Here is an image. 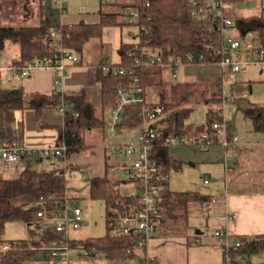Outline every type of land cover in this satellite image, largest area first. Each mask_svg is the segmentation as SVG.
Masks as SVG:
<instances>
[{
	"label": "trees",
	"instance_id": "trees-1",
	"mask_svg": "<svg viewBox=\"0 0 264 264\" xmlns=\"http://www.w3.org/2000/svg\"><path fill=\"white\" fill-rule=\"evenodd\" d=\"M232 1L242 2V0ZM149 2V7L137 0H118L113 4L100 5L97 23L82 21L62 28L64 42L69 49L80 55L91 40L102 38L104 29L129 28V12L138 9L139 25L145 26L147 30L146 39L151 41L155 49L161 51L165 61L169 57L185 58L189 53L204 55L206 57L202 64L204 66L215 65L222 60L221 49L224 42L221 34L214 31L216 24L212 19L205 21L193 19L188 0H149ZM241 20V28L257 33L264 45V18L250 17ZM46 35L45 28H0V52L7 42L12 41L19 46L20 59L23 61L43 60L51 55V50L45 44ZM121 50L122 61L114 66L127 68L131 73L126 77H114L104 73V66L100 67L98 80L102 85V105L99 109L88 104L81 96H67L59 90L47 96L26 94L22 88H0V140L12 142L21 134L16 130L18 113L33 110L39 120L44 110L56 109L65 103L68 109L64 114V127L60 131L57 145L64 143L68 146L67 158L74 154L85 153L92 148L87 141L90 133L93 131L106 133L108 114L118 104L116 91L122 85L131 84L136 77L140 79L144 88L159 90L161 106L167 113V129L162 132L154 147V160L157 161L164 175L169 176L172 170L180 168L169 157L168 148L164 146L165 139L170 135H183L195 139L196 136L207 134L215 142L221 139L211 131L216 132L213 124L218 120L219 108L224 101L221 80L211 85L199 82L175 84L169 89V102L166 103L162 68L136 70L133 68L132 60L127 57L128 46L125 43L122 44ZM210 50H213V53ZM211 54L215 62L211 59ZM197 106L208 107V123L201 128L192 129L186 125V122ZM138 113L137 107L126 108L119 131L124 132L137 127L140 124ZM244 113L253 122L255 131L264 132V107H250ZM89 181L91 200L105 204L106 223L107 211L111 206L116 205L117 202L133 203L134 199L121 192L124 182L113 178L109 173L103 178ZM65 191L66 181L54 177L52 171L28 169L21 173L17 180L0 179V264L35 262L45 253L42 247L50 246L57 240V237L49 231H44L43 238L39 241L7 240L4 239V233L6 226L12 223L37 226L35 211L27 210V207L40 202L42 198L47 201L50 196L55 201H61ZM166 192L167 188L162 193V198L163 196L166 198L165 203L161 201L162 214L171 216L174 213L176 221H186L189 205L192 202L202 201V198L196 194ZM85 243L98 248L110 264L139 258V253L135 249V238L114 239L107 233L103 238L88 239ZM4 247H8L9 250L4 251ZM241 252L248 257L264 253V235L244 240ZM95 261L100 264L103 259L98 256Z\"/></svg>",
	"mask_w": 264,
	"mask_h": 264
},
{
	"label": "crops",
	"instance_id": "crops-1",
	"mask_svg": "<svg viewBox=\"0 0 264 264\" xmlns=\"http://www.w3.org/2000/svg\"><path fill=\"white\" fill-rule=\"evenodd\" d=\"M92 1L65 0L64 7L68 14L61 16L59 7L53 0H0V28H45L49 33L60 24L76 25L78 24L76 22L64 23V19L73 17L72 8L80 3H84L86 7L76 13L80 18L79 23L86 22V18L99 19V0H94L99 6L98 11H88L87 7ZM122 34L123 30L118 27L104 29L101 39H93L85 46L82 54L78 55L81 64L70 69L66 76L60 79L58 87L55 85L58 77L47 69L36 71L29 79H21L12 70L15 61L21 58L20 48L9 41L0 52V88H22L26 94L47 96L59 90L67 96H81L88 104L99 109L102 105L99 69L107 64L121 63V47L124 43ZM193 69L195 71L191 76L200 79L193 82L211 85L221 80L223 97L227 98L226 90L228 85H231L232 94L236 93L239 97L230 103L237 104L240 100V94L234 85L235 76L239 73L223 71L218 65H200ZM178 75L171 76L169 71L163 74L167 93L171 86L175 85L172 81ZM188 75L187 77H191ZM169 82L171 85L166 88V83ZM232 94L228 98H231ZM147 98L154 104L162 102L157 88H148ZM247 101L248 99H243V102ZM17 119L16 130L21 132L18 136L28 148L45 149L58 144L60 131L64 127V117L56 109L44 110L39 120L35 111L26 110L18 113ZM248 125L247 121L245 132L240 131L236 122L229 131L228 127L226 128L229 137L237 135L240 139V144L231 151H226L221 146L223 132L220 130L216 132L211 130L221 139L216 142L213 140L214 145L206 151H199L194 147L168 149L169 157L180 168L170 172L166 193H192L199 195L202 201L192 202L189 205L186 221H176L174 213L171 216L162 214L161 227L148 248L152 264H223L220 246L214 238L216 231L227 230L233 237L242 240L264 235V134H253L252 126L248 127ZM188 127L198 129L193 125ZM107 138L108 134H103L100 145L94 149L95 154L89 159L96 173L94 178H103L106 173L112 176L110 172L112 163L105 156L102 148L108 141ZM226 157H231L232 161L227 162ZM30 160L22 159L18 165L11 166L0 161V179L17 180L21 173L35 164L44 165L41 171H48L58 162ZM69 161L73 166L85 162L77 155H73ZM173 173L181 177V185L170 183ZM205 181H208V184H205ZM162 201L166 202L164 196ZM228 214H235L236 219L226 222L225 218Z\"/></svg>",
	"mask_w": 264,
	"mask_h": 264
},
{
	"label": "built area",
	"instance_id": "built-area-1",
	"mask_svg": "<svg viewBox=\"0 0 264 264\" xmlns=\"http://www.w3.org/2000/svg\"><path fill=\"white\" fill-rule=\"evenodd\" d=\"M59 7L61 16L68 14L64 7L65 0H53ZM118 0H99L100 5L113 4ZM150 6L149 0H137ZM241 3L232 0H188L190 15L198 21L212 19L223 38L224 45L221 49L223 58L216 63L222 70H229L233 74L241 73L243 70L258 65H264V45L257 33L245 31L241 28V18L237 17ZM257 7L264 11V0H257ZM128 23L130 31L125 34L128 46L127 57L132 60L133 68L145 71L149 68L161 67L170 72L171 76H177L183 67H196L203 64L206 57L201 54L189 53L185 58L169 57L167 61L160 50L155 49L151 41L146 39L147 30L140 24V13L138 9L130 10ZM60 24L56 29L47 33L46 46L51 50V55L43 60L15 61L13 71L21 79H29L36 71L47 69L58 79L56 87L60 84L67 72L81 64L79 56L69 49L64 42V35ZM213 53V50H210ZM211 59L215 58L211 54ZM103 71L114 77H126L131 72L127 68H118L112 64L104 66ZM118 97L117 106L111 110L106 126V134L112 139L103 145L105 156L112 163L110 172L115 176L123 173L125 184L137 186L139 193L134 192L131 197L133 203L122 204L117 202L107 211V233L111 238H135L136 251L139 253L137 260L128 259L117 261L114 264H152L148 248L152 239L161 227L162 193L166 190L169 176L164 175L157 161L154 160L155 142L160 139L162 132L167 129V113L161 103H151L147 98V89L144 88L140 79L136 77L131 84L122 85L116 91ZM167 102H169L168 93ZM239 97L233 93L231 98H225L219 113L220 121L213 124L215 130L223 131L221 146L226 151H231L238 145L235 137H229L223 120V109L226 104ZM137 107L140 124L129 131L120 132L125 109ZM68 106L62 103L56 111L64 117ZM78 116V115H77ZM214 145L213 140L207 134L195 139L183 135H170L164 141L168 149L174 147H194L199 151H206ZM68 146L60 144L45 149H30L25 146L18 136L15 141L0 140V161L7 165H18L22 159L33 160H67ZM231 162V157H226ZM63 162V161H62ZM71 164L64 167H53L54 177L63 178L66 181L71 170ZM87 179V176H84ZM116 179V178H115ZM119 180V179H117ZM208 184V181H205ZM126 196V195H125ZM48 204V205H47ZM27 210L35 211L37 226L49 231L57 240L50 246L44 247V252L50 260V264H97L96 258L102 257L100 264H110L105 255L95 246H88L84 242L79 244L72 238L74 232L81 229L83 222V211L79 207H72L66 195L63 200L55 201L51 196L47 201L43 198L40 202L27 207ZM235 214H228L226 222L234 221ZM218 242L223 264H251L249 257L241 250L244 240L233 237L227 230H218L214 233ZM4 251L9 250L4 247Z\"/></svg>",
	"mask_w": 264,
	"mask_h": 264
},
{
	"label": "rangeland",
	"instance_id": "rangeland-1",
	"mask_svg": "<svg viewBox=\"0 0 264 264\" xmlns=\"http://www.w3.org/2000/svg\"><path fill=\"white\" fill-rule=\"evenodd\" d=\"M257 0H246L245 3L239 9L237 13V17L241 19H246L250 17H263L264 11L260 10L257 7ZM87 7L88 11L97 12L99 6L97 2L94 0ZM86 7L84 3H80V5H76V7L72 8L71 11L73 17H67L64 19V23H79V16H77L78 10ZM87 23L93 22L97 23L99 19H85ZM34 24L33 22L31 23ZM130 30H123V42L125 43L127 40L125 39V34H127ZM190 69L186 70V68H182L179 71V75L172 82L173 84L179 82H193L199 81L200 79L193 78L192 73L195 71L194 67H189ZM164 72H166L164 70ZM189 74L191 77H187ZM188 75V76H189ZM166 88L168 85H171V82L166 83ZM237 92L240 94V100H238L237 104L227 103L225 108L223 109V120L226 128H229L234 125L236 122L240 131L245 132L246 122L248 121V127L252 126L253 134H264V132H257L254 129L253 122L247 120V117L244 113L245 109L248 107H264V65L252 66L245 70H243L239 75L235 76V84ZM233 86L228 85L226 90L227 98L232 94ZM167 91V90H166ZM167 93V92H166ZM168 93L166 94V103L168 99ZM248 99L247 102H243V99ZM238 106L240 110L238 111ZM207 106H197L195 107L193 113L190 118L186 122L188 126H192L195 128L203 127L207 124ZM219 113L222 111V108H219ZM220 117L218 115V120L220 121ZM216 121V122H217ZM250 129V128H249ZM129 131V130H127ZM223 132V131H221ZM237 136V135H236ZM234 136L238 140V145L240 144L239 136ZM103 134L101 131H93L91 135H89L87 141L92 148L85 153L82 154H74L79 157L80 160L85 161L81 164H74V166L70 167L67 178H66V195L70 201V205L72 207H79L83 211V222L81 224V229L78 232H74L72 234V238L75 239L79 244H83L88 239H100L106 236V207L105 204L101 201H93L90 198V181L94 179L96 173L92 165L89 163V159L93 157L94 149L100 145ZM108 141L112 140L109 136L107 138ZM107 141V142H108ZM69 157L67 160H61L56 163L55 167H64V164H70ZM63 161V162H62ZM45 166L34 165L30 167L29 170L41 171ZM28 169V168H27ZM53 169V168H52ZM49 169L48 171H50ZM88 171V173L86 172ZM87 176V179L84 176ZM113 178L119 179L120 181H124V174L118 173L113 176ZM181 177L176 176V174H172L170 177V183H175L176 185H181ZM175 185V186H176ZM140 188L137 186L125 184L122 186L121 192L123 195H131L134 192L139 193ZM44 230L38 228L37 226H29L26 223H12L8 224L5 229L4 239L7 240H32L39 241L43 238ZM44 249V246L42 247ZM42 249V250H43ZM44 251V250H43ZM251 264H261L264 262V253L253 255L248 259ZM29 264H50V260L46 253L40 256L35 262ZM98 264V263H97Z\"/></svg>",
	"mask_w": 264,
	"mask_h": 264
}]
</instances>
